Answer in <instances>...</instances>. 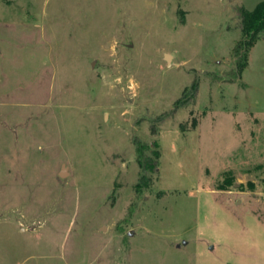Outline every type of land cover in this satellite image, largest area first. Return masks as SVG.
<instances>
[{
	"label": "rangeland",
	"instance_id": "obj_1",
	"mask_svg": "<svg viewBox=\"0 0 264 264\" xmlns=\"http://www.w3.org/2000/svg\"><path fill=\"white\" fill-rule=\"evenodd\" d=\"M261 1L0 0V264H264Z\"/></svg>",
	"mask_w": 264,
	"mask_h": 264
},
{
	"label": "trees",
	"instance_id": "obj_2",
	"mask_svg": "<svg viewBox=\"0 0 264 264\" xmlns=\"http://www.w3.org/2000/svg\"><path fill=\"white\" fill-rule=\"evenodd\" d=\"M242 31L245 36L236 47V68L238 73H241L248 63V54L264 32V0L259 2L253 9H242ZM196 86V83H194ZM139 162L144 166L143 153L139 152ZM148 167L157 171L158 166L150 163Z\"/></svg>",
	"mask_w": 264,
	"mask_h": 264
},
{
	"label": "water",
	"instance_id": "obj_3",
	"mask_svg": "<svg viewBox=\"0 0 264 264\" xmlns=\"http://www.w3.org/2000/svg\"><path fill=\"white\" fill-rule=\"evenodd\" d=\"M165 58L169 61L170 60V55L169 54H165ZM67 169H66V167L64 166L63 167V169H62V171H61V174L62 175H65L66 174V171Z\"/></svg>",
	"mask_w": 264,
	"mask_h": 264
}]
</instances>
